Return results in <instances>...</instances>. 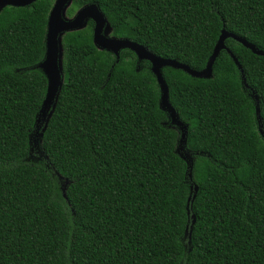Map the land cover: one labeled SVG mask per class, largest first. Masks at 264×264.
<instances>
[{
  "label": "trees",
  "instance_id": "trees-1",
  "mask_svg": "<svg viewBox=\"0 0 264 264\" xmlns=\"http://www.w3.org/2000/svg\"><path fill=\"white\" fill-rule=\"evenodd\" d=\"M54 1L0 12V264H264V55L228 37L209 78L162 69L180 150L151 63L98 48L90 23L63 35L40 137ZM93 3L112 36L196 70L224 30L264 51V0H72L67 14Z\"/></svg>",
  "mask_w": 264,
  "mask_h": 264
},
{
  "label": "water",
  "instance_id": "water-1",
  "mask_svg": "<svg viewBox=\"0 0 264 264\" xmlns=\"http://www.w3.org/2000/svg\"><path fill=\"white\" fill-rule=\"evenodd\" d=\"M35 1L37 0H0V12L7 6H27ZM71 3L72 0H55L48 18L46 33V54L44 60L39 64V67L45 73L48 81L46 97L43 101L42 108L37 118L38 132L41 126L44 124L42 131L39 132L40 137H42L43 132L46 129L53 109L56 106L61 88L65 83V73L63 71L62 65L63 35L69 31L83 29L89 18H92L95 21L93 40L98 48L113 52L118 59L120 57V51L124 48H129L136 53L139 60H148L151 63L152 72L156 75L161 88V107L168 113L171 121L177 123V125L183 131L180 139L181 144L186 143L188 126L184 121L181 120L177 109L170 102L169 86L162 73V69L165 66H171L174 68L183 69L195 77L209 78L213 74V65L220 51L226 48L225 40L228 37H233L234 39L243 43L246 47L252 49L255 53L264 55V51L257 49L254 44L250 43L245 38L224 30L214 48L213 54L208 60L206 67L202 70H196L176 59L158 56L148 47L136 41H132L128 38H118L111 36V26L108 22V19L99 6L95 3L83 6L73 17L68 16L67 10ZM230 53L235 62L238 64L239 68L242 69L241 64L233 52L230 51ZM64 191H66V188H64Z\"/></svg>",
  "mask_w": 264,
  "mask_h": 264
},
{
  "label": "rangeland",
  "instance_id": "rangeland-1",
  "mask_svg": "<svg viewBox=\"0 0 264 264\" xmlns=\"http://www.w3.org/2000/svg\"><path fill=\"white\" fill-rule=\"evenodd\" d=\"M66 79H67V76H66V74H65V76H64V80H66ZM169 119H170V118H169ZM169 122H170V126H172V127H174V128H178L179 131L181 132V135L183 134V131H182L181 128L177 125V123L172 122L171 119H170ZM185 146H186V143H182V144L180 143V150H181V148H182V150L185 149ZM62 179H63V178H62ZM68 183H69V180H67V179L63 180V183H62L63 189L67 187Z\"/></svg>",
  "mask_w": 264,
  "mask_h": 264
},
{
  "label": "flooded vegetation",
  "instance_id": "flooded-vegetation-1",
  "mask_svg": "<svg viewBox=\"0 0 264 264\" xmlns=\"http://www.w3.org/2000/svg\"><path fill=\"white\" fill-rule=\"evenodd\" d=\"M76 13H77V12H76ZM76 13H75V14H76ZM75 14H74V15H75ZM74 15H73V16H74ZM73 16H72V17H73ZM90 23L93 24V33H94L95 21H94L92 18H89V19L87 20V22L85 23V27L89 26ZM85 27H84V28H85ZM111 36H112V35H111Z\"/></svg>",
  "mask_w": 264,
  "mask_h": 264
}]
</instances>
